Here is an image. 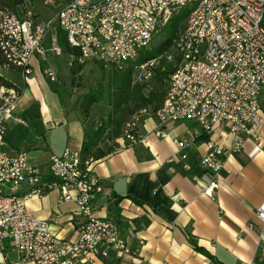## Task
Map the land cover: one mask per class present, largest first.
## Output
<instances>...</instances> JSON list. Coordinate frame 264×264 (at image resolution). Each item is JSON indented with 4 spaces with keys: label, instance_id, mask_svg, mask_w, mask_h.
Returning <instances> with one entry per match:
<instances>
[{
    "label": "built area",
    "instance_id": "built-area-1",
    "mask_svg": "<svg viewBox=\"0 0 264 264\" xmlns=\"http://www.w3.org/2000/svg\"><path fill=\"white\" fill-rule=\"evenodd\" d=\"M179 14H185L184 24L171 46L133 67L139 80L153 76L156 68L166 74L163 100L155 109H138L125 122L121 137L129 144L144 141L140 125L145 118L155 119L157 135L167 123L194 122L207 137L199 156L206 172L194 184L213 198L230 152L241 149L247 139L264 152L260 100L264 95V0H71L41 22L0 5V70H17L26 82L33 58L60 52L57 38L46 44L55 27L76 52L77 64L96 60L122 69L149 48L153 37ZM47 76L51 81L56 78L52 71ZM20 94L21 88L0 74V195H4L0 255L5 240L18 255L6 264H92L94 259L134 256L138 252L132 245L134 232L124 235L116 221L93 215L92 202L102 192L101 179L93 170L94 157L76 155V150L67 147L50 155L48 172H60V180H50L25 153L4 150L7 121L13 117ZM215 132L229 140L228 147L223 140L211 139ZM178 145L182 147L180 141ZM175 159L171 156L168 162ZM22 186L26 188L22 195L5 196V189L17 191ZM50 191L59 193V204H75V240L51 232L49 223L27 207L28 198H40ZM256 217L261 226L258 256L264 257V199L256 208Z\"/></svg>",
    "mask_w": 264,
    "mask_h": 264
},
{
    "label": "crops",
    "instance_id": "crops-1",
    "mask_svg": "<svg viewBox=\"0 0 264 264\" xmlns=\"http://www.w3.org/2000/svg\"><path fill=\"white\" fill-rule=\"evenodd\" d=\"M32 1L24 0L11 11L21 17L30 14L33 21L41 22L40 16L34 17L40 13L30 8ZM69 1L52 0L49 4L58 6L52 16ZM51 55L57 54L50 51L44 59L31 60L26 82L17 70H0L6 81L21 88L13 117L7 121L3 148L9 154L25 153L44 175L50 155L66 147L79 152L85 134L80 116L66 109L58 96L60 76L55 74L51 81L47 72L53 69H42ZM69 55L71 64L76 55ZM47 79L57 82L48 86ZM260 98L264 107V95ZM156 126L155 119L145 118L140 125L144 141L129 144L118 136L98 145L104 154L96 159L93 170L101 179L102 192L92 202L93 215L116 221L124 235L134 232L132 245L138 252L123 259H94L92 264H264L256 245L261 228L256 208L264 199V152L250 139L230 152L219 173V187L210 198L194 184L206 172L199 163L207 139L201 128L192 121L170 122L157 135ZM261 137L264 140V127ZM211 139L223 140L221 132L213 133ZM223 141L228 147L229 140ZM174 155L177 159L168 162ZM25 191L22 186L16 194ZM58 198L57 191H50L28 198L26 205L49 223L51 232L75 240V204H59ZM4 244L0 264L18 258L7 240Z\"/></svg>",
    "mask_w": 264,
    "mask_h": 264
},
{
    "label": "rangeland",
    "instance_id": "rangeland-1",
    "mask_svg": "<svg viewBox=\"0 0 264 264\" xmlns=\"http://www.w3.org/2000/svg\"><path fill=\"white\" fill-rule=\"evenodd\" d=\"M90 1H96V0H90ZM55 2L56 0H54V3ZM32 4L33 7H31L30 3H28L30 8H33L40 13V15L38 14L37 16H34L35 18L40 16L38 19L39 21L51 18L53 14V8L58 7L57 5L56 6L53 4L50 5L47 0H33ZM45 4H49V5H45ZM56 9L58 8H54V10ZM53 30L54 31H52L48 37L49 44L52 42L53 37L56 38L57 35H59L57 32L58 29H56V27ZM60 35L63 36V33L61 31H60ZM166 38H167L166 29L161 30L153 37L149 47H155L159 45V43L164 41ZM55 42L57 43V41ZM57 45L59 46L62 52L57 53V55L49 56L48 57L49 60H47V63L45 62V64L42 65L43 66L42 69L44 70V68L51 67L55 72V74H57V76H60L59 78L60 82L57 85L58 96L61 98V101L64 107H66V109L70 111H75L80 116V119L84 123V127H85L84 132H89L90 130L95 129L101 123L105 122L108 116L116 109L114 105L116 99V95H115L116 90L113 83V77L116 74V71L119 69L114 67L113 65L92 60L82 64L79 71L76 72L75 75H72L69 70V66H70L69 63L71 57L63 47H60L58 43ZM6 73L9 74L11 72H6ZM12 73L11 75L17 76V74L15 73L12 74ZM46 81H47L46 83H49L47 84L48 86L49 85L53 86L54 83L57 82V81L50 82L48 79ZM137 83L144 86L142 88V92L144 94H147L148 91L152 89L155 90V88L158 87V83L154 75L148 79L139 80L138 78L135 77L134 74H132V84H137ZM87 94H90L91 96H95L97 98V101L90 105L88 111L83 112L80 108L81 107L80 105L83 100L82 97ZM149 107L152 108L151 105H149ZM121 108L123 112L122 113L123 122H121L120 124L121 126H120L119 136H122V130L125 122L133 115V113H135L138 110L137 104L134 101H130V102L128 101L127 103H123ZM119 114H121L120 111H118L116 117L119 116ZM112 127L113 124H110L109 128L106 131V133H108L109 136L111 135L110 129ZM109 136L106 137H108L107 140L110 141L111 140L110 138H112V136L110 137Z\"/></svg>",
    "mask_w": 264,
    "mask_h": 264
},
{
    "label": "trees",
    "instance_id": "trees-1",
    "mask_svg": "<svg viewBox=\"0 0 264 264\" xmlns=\"http://www.w3.org/2000/svg\"><path fill=\"white\" fill-rule=\"evenodd\" d=\"M24 0H0V5L8 7L10 10H16V6L23 3ZM185 19V14H179L178 16L174 17L169 25L166 28L167 31V38L159 43V45L155 47H149L142 50L135 61L130 62L127 64L123 69H119L116 71V74L113 77V83L115 87V110L108 116L107 120L97 126L95 129L90 130L89 132H85L84 139L81 143V148L79 154L83 157L92 156L95 159L101 157L104 153L98 147L99 143L107 140L109 136L106 133L107 129L109 128L110 124H113V127L110 129L112 138L114 139L119 136L120 131V124L123 122L122 117V104L127 103L128 101H134L137 104L138 109L143 106L151 105L153 109L157 108L164 97L165 93V75L164 73L160 72L157 68L154 69V76L158 83V87L150 91L147 94L142 92V88L144 87L141 84H132V74H133V67L135 65H140L145 63L146 61L156 57L160 53L167 50L172 41L176 38L179 30L183 27ZM57 35V43L63 47L68 54L76 55V52L71 50L66 42L65 35H60V30L58 31ZM82 65L76 63L73 60L70 64V73L75 75L76 72L79 71ZM171 71V69H170ZM164 86V88H163ZM83 100L81 102V110L83 112L88 111L90 105L97 101L95 96H91L87 94L82 97ZM120 111L121 114L116 117V114ZM134 114V113H133ZM116 117V118H114ZM204 135V134H203ZM109 136V137H110Z\"/></svg>",
    "mask_w": 264,
    "mask_h": 264
},
{
    "label": "bare ground",
    "instance_id": "bare-ground-1",
    "mask_svg": "<svg viewBox=\"0 0 264 264\" xmlns=\"http://www.w3.org/2000/svg\"><path fill=\"white\" fill-rule=\"evenodd\" d=\"M76 155H80L79 152H76ZM47 179L60 180V172H48ZM5 196H16V189H5ZM0 202H4V195H0Z\"/></svg>",
    "mask_w": 264,
    "mask_h": 264
}]
</instances>
